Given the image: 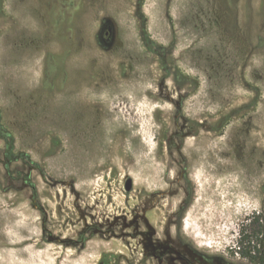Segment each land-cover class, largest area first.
Wrapping results in <instances>:
<instances>
[{"label": "rangeland", "instance_id": "rangeland-1", "mask_svg": "<svg viewBox=\"0 0 264 264\" xmlns=\"http://www.w3.org/2000/svg\"><path fill=\"white\" fill-rule=\"evenodd\" d=\"M261 210L264 0H0V264H249Z\"/></svg>", "mask_w": 264, "mask_h": 264}, {"label": "trees", "instance_id": "trees-1", "mask_svg": "<svg viewBox=\"0 0 264 264\" xmlns=\"http://www.w3.org/2000/svg\"><path fill=\"white\" fill-rule=\"evenodd\" d=\"M228 251L233 259L264 264V210L251 213L238 225L235 244Z\"/></svg>", "mask_w": 264, "mask_h": 264}, {"label": "water", "instance_id": "water-1", "mask_svg": "<svg viewBox=\"0 0 264 264\" xmlns=\"http://www.w3.org/2000/svg\"><path fill=\"white\" fill-rule=\"evenodd\" d=\"M106 30H107V33L104 34L103 37L107 36L108 33L111 32V28H110V27H107ZM107 39H108V38H107ZM107 39H106V40H107ZM130 187H131V183H130V181H127L126 184H125V189L128 191V190L130 189Z\"/></svg>", "mask_w": 264, "mask_h": 264}, {"label": "flooded vegetation", "instance_id": "flooded-vegetation-1", "mask_svg": "<svg viewBox=\"0 0 264 264\" xmlns=\"http://www.w3.org/2000/svg\"><path fill=\"white\" fill-rule=\"evenodd\" d=\"M103 33H105V34H106V33H107V30H105V32H103ZM108 36H109V34H108L107 36H105V37H106V39L108 38Z\"/></svg>", "mask_w": 264, "mask_h": 264}]
</instances>
